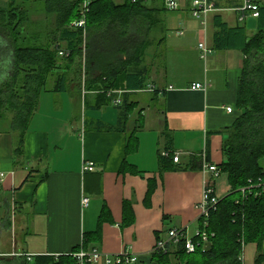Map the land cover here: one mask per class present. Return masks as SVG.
I'll use <instances>...</instances> for the list:
<instances>
[{"label": "crops", "instance_id": "crops-1", "mask_svg": "<svg viewBox=\"0 0 264 264\" xmlns=\"http://www.w3.org/2000/svg\"><path fill=\"white\" fill-rule=\"evenodd\" d=\"M149 1L151 6L163 4L162 0ZM257 2L261 5L264 0ZM241 3L220 0L205 33L186 13L170 11L175 21L172 27L167 17H160L165 39L149 47L141 64L148 68L146 90L121 91L117 96L136 102L125 130L103 127L117 123L118 104L91 107L97 92L87 84L95 85L98 71L90 72L87 81L86 50L81 75L74 66L64 68V88L41 93L25 133L20 163H15L14 134L9 126H0V260L21 254L72 252L82 244L85 232L97 229L104 205L101 237L92 245L109 253L135 254L138 261L132 264H158L152 253L171 228L188 225L190 234L195 232L205 185L212 174L203 170V164L200 169H162L159 155L170 146L180 155L182 165L192 156L203 161V152L212 163L225 161L227 131L241 114L237 87L244 54L240 49L213 47V18L221 15L229 25L243 24L246 29L250 25L247 34L253 35L258 18L248 17L241 23L230 9ZM224 12L230 13V21ZM182 19L187 30L180 36L175 30ZM171 37L175 40L170 41ZM201 42L210 49L205 56ZM11 56L12 48L0 36V71H6L3 67L8 68ZM195 83L205 87L194 89ZM151 86L154 90H148ZM145 91H152L162 105L151 116L145 114L140 99ZM228 106H233L232 112ZM150 124L158 134L157 142L162 139V148L145 149V129ZM133 130L138 138L135 148L127 152L128 133ZM125 159L131 167L121 172ZM89 162L93 170H84ZM150 183L154 190L148 195ZM230 188L228 174L221 172L214 182V194L222 198ZM84 196L89 197L87 206L82 203ZM125 200L131 202L134 216L128 225H123ZM261 252L264 254V242ZM257 255V244L247 243L244 264H256Z\"/></svg>", "mask_w": 264, "mask_h": 264}, {"label": "trees", "instance_id": "trees-1", "mask_svg": "<svg viewBox=\"0 0 264 264\" xmlns=\"http://www.w3.org/2000/svg\"><path fill=\"white\" fill-rule=\"evenodd\" d=\"M28 1L9 0L10 7L0 9V36L12 48L8 68L0 71V121L11 114L9 128L15 137V163H20L23 156L25 133L38 109L41 93L61 91L67 81L64 67L59 64V51L67 52L63 60L67 66H77V73L81 75L82 44L86 42L87 81L90 72L98 71L93 80L95 85L87 84L89 90L97 92L96 103L91 107L100 108L113 103L117 91L129 94L146 90L148 68L141 64L149 47L155 44L149 37L150 31L154 28L161 34L166 32L158 14L167 9L163 4L148 5L149 0H44L46 12L55 17L58 42L48 46L24 43L21 30L28 18L20 3ZM85 1H88L86 36L83 27L71 26L82 18ZM213 27L215 49H240L244 54L237 87V107L241 114L227 131L223 144L226 159L218 165L220 172L228 174L231 188L210 209L208 216L197 220L198 228L208 232V241L201 242L195 252H188L183 241L155 249L152 258L158 264H244V247L249 242L258 246L256 264L264 259L261 252L264 242V3L260 5L257 30L251 36L243 24L231 26L221 15L214 16ZM164 39L162 36L157 43ZM135 103L124 96L117 106V123L103 124V127L125 130ZM165 137L170 141L168 134ZM137 138L135 130L128 133L127 152L135 148ZM165 151L170 154L159 155L162 169L202 168L201 157L192 156L188 164L182 165L174 161L175 152L170 146ZM206 159L210 162L208 154ZM129 167L125 159L120 171ZM153 190L154 184L150 183L148 195ZM106 210L104 205L97 229L85 232L82 244L72 252L31 258L21 254L3 257L0 264H81L74 253L97 248L92 243L101 237ZM123 211V225L131 224L134 216L130 201H124Z\"/></svg>", "mask_w": 264, "mask_h": 264}, {"label": "built area", "instance_id": "built-area-1", "mask_svg": "<svg viewBox=\"0 0 264 264\" xmlns=\"http://www.w3.org/2000/svg\"><path fill=\"white\" fill-rule=\"evenodd\" d=\"M162 3L168 11L182 12L190 15L193 19L199 22V26L204 33L208 28L211 15L220 8V0H162ZM87 6L88 1H85L83 5L84 8L81 12L82 18L71 23V26L73 27H83L84 36H86L87 32L85 28V15L86 11L88 10ZM230 9L236 12L237 20L241 23L244 22L248 17L259 18L260 16V4L257 2V0H242V3L240 5L232 6L230 7ZM186 30L187 27L185 20H179L177 28L175 30L176 34L182 36L185 34ZM199 46L203 49L204 56L207 52L210 51V49L205 45L204 42H201ZM65 54H67L65 50L59 51V55L64 56ZM204 87L205 86L201 83H195L192 85V88L194 89ZM148 90H154V88L151 86L148 88ZM117 92L120 93L121 91ZM121 100V98L117 97L113 100V102L115 104H119ZM227 110L229 112H232L233 106H228ZM162 154L168 156L170 153L164 151ZM202 157L203 170L209 171L212 174V177L206 182L203 199L200 204L201 214L199 217H206L208 216L210 209L214 208L220 200V197L214 194V182L221 172L217 164L207 161L206 152L202 153ZM173 159L175 162H179L180 155L174 154ZM93 168V163L89 162L84 165L83 169L93 170ZM3 175L4 174L2 173L1 176ZM82 203L83 205L87 206L89 204V197L84 196ZM208 238L209 234L204 229L202 230L200 228H197L194 233L190 234L188 225L183 227L171 228L170 230H168L166 238L160 240L157 243L155 249L165 248L170 243L178 244L183 241L185 249L188 252H195L201 242L208 241ZM74 256L78 258L81 264H85L87 262H90L92 264H132L138 261V256H136L135 254H131L128 251H122L120 253L114 254L105 252L103 250H100L99 248H94L91 250L81 249L79 252L74 253ZM28 257L31 258V256L29 255Z\"/></svg>", "mask_w": 264, "mask_h": 264}, {"label": "rangeland", "instance_id": "rangeland-1", "mask_svg": "<svg viewBox=\"0 0 264 264\" xmlns=\"http://www.w3.org/2000/svg\"><path fill=\"white\" fill-rule=\"evenodd\" d=\"M117 2H123L124 0H116ZM85 3V2H84ZM150 5V1L147 2ZM20 6L24 9L27 15V20L23 24L22 33H21V41L24 43H33L48 46L52 42H58V35L55 27V17L54 15L48 14L45 9V1L44 0H30L28 2H21ZM10 3L9 0H0V9L9 8ZM169 13V14H168ZM170 11H161L158 16L159 17H167L169 20L170 27L175 23L174 18L170 15ZM224 17L230 21V13L224 12ZM160 26V25H159ZM250 28V25L247 26V29ZM170 29V28H169ZM168 35L172 36L171 30H168ZM163 35L157 32L154 28L151 29L149 37L154 39L155 43L159 41V39ZM170 41L175 40L173 37L169 39ZM63 48L66 47V44H62ZM86 49V42L82 44V60L84 55V50ZM59 64L62 65L65 69L70 67L67 66L65 60L61 55L58 56ZM73 67V66H72ZM74 69H77V66H74ZM141 103L145 108V114L147 116H151L156 109H162V105L160 101L154 99V93L152 91H145L141 94ZM11 118V114L6 116V119L1 121V127H8L9 121ZM150 129V130H149ZM154 126L149 125L148 129H145V149L150 150L153 146H158L162 148V139L158 143L157 142V133H155ZM157 142V145H156Z\"/></svg>", "mask_w": 264, "mask_h": 264}]
</instances>
